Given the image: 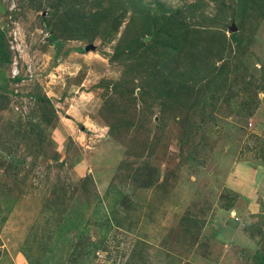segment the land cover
<instances>
[{"label": "rangeland", "instance_id": "rangeland-1", "mask_svg": "<svg viewBox=\"0 0 264 264\" xmlns=\"http://www.w3.org/2000/svg\"><path fill=\"white\" fill-rule=\"evenodd\" d=\"M0 264H264V0H0Z\"/></svg>", "mask_w": 264, "mask_h": 264}, {"label": "trees", "instance_id": "trees-1", "mask_svg": "<svg viewBox=\"0 0 264 264\" xmlns=\"http://www.w3.org/2000/svg\"><path fill=\"white\" fill-rule=\"evenodd\" d=\"M67 1L68 0H59V3H61L62 5H65V8H66Z\"/></svg>", "mask_w": 264, "mask_h": 264}]
</instances>
